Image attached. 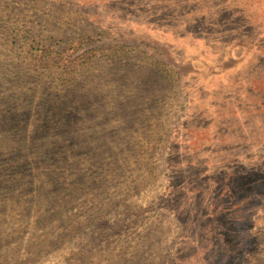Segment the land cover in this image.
Here are the masks:
<instances>
[{"label":"rangeland","instance_id":"rangeland-1","mask_svg":"<svg viewBox=\"0 0 264 264\" xmlns=\"http://www.w3.org/2000/svg\"><path fill=\"white\" fill-rule=\"evenodd\" d=\"M0 264H264V0H0Z\"/></svg>","mask_w":264,"mask_h":264},{"label":"trees","instance_id":"trees-1","mask_svg":"<svg viewBox=\"0 0 264 264\" xmlns=\"http://www.w3.org/2000/svg\"><path fill=\"white\" fill-rule=\"evenodd\" d=\"M38 59H41L43 62L41 63L42 67L48 68L50 66V62L60 61L56 55V52L51 49H44L39 52Z\"/></svg>","mask_w":264,"mask_h":264}]
</instances>
